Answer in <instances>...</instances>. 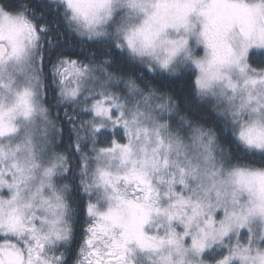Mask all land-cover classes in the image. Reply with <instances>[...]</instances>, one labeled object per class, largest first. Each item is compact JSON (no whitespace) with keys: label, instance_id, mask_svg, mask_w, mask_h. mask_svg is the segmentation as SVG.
<instances>
[{"label":"clouds","instance_id":"obj_1","mask_svg":"<svg viewBox=\"0 0 264 264\" xmlns=\"http://www.w3.org/2000/svg\"><path fill=\"white\" fill-rule=\"evenodd\" d=\"M224 3L0 0L5 264L9 250L21 253L23 264H106L121 230L97 213L111 207L122 221L148 204L145 231L165 239L171 230L182 235L184 223L169 225L154 209L187 222L199 205L183 240L188 251L131 243L123 264H200L205 257L191 250V236L209 211L220 220L225 208L247 220L213 246L207 264L225 256L229 264H264V213L249 214L264 198V143L257 142L264 140V48L249 49L244 73L223 62L245 31H264V15L227 21ZM21 17L35 34L21 27ZM75 45L84 57L68 54ZM141 179L151 184L149 200ZM170 189L191 205L170 208L177 199Z\"/></svg>","mask_w":264,"mask_h":264},{"label":"snow or ice","instance_id":"obj_2","mask_svg":"<svg viewBox=\"0 0 264 264\" xmlns=\"http://www.w3.org/2000/svg\"><path fill=\"white\" fill-rule=\"evenodd\" d=\"M73 0H68L69 6H71ZM221 7L229 9L228 15L226 17L227 21L237 20L241 18L247 19H256L261 15H264V0H260L259 3L249 4L245 2V0H225V3L221 5ZM21 21V27L31 33H36V27L30 24L29 22L23 20V18H19ZM251 48H264V31H253L248 30L243 33V39L241 40L240 46L238 50L229 49L226 55L223 58V62H227L229 64L235 65L239 68L241 73H244L248 67L247 63H242L249 58V49ZM12 55L17 58H21L24 55V52L19 49H14ZM255 55V54H254ZM264 57V54H261ZM251 84L255 85L257 83L256 80L250 79ZM30 110V105H29ZM258 143H264V140H258ZM249 143H253V139H249ZM115 147H121V145H115ZM123 151H127L126 148L122 149ZM182 184L184 180L180 181ZM0 183H4L3 180H0ZM140 183L145 185L144 189H141L145 192V200L151 199L153 195V190L151 188V184L149 181L144 179L140 180ZM170 192L173 196H176L177 199L170 205V208H176L177 206H189L191 205V201L187 200L181 193L176 192L170 189ZM158 195V193H157ZM118 200H122L121 197H117ZM155 203V201H153ZM141 209V213L139 215H133L127 220L118 221L115 215L116 210L113 208H109L106 213H97L102 219L106 221H113L115 227L120 228V240H113L112 249L107 253L110 259L106 262V264H123L126 253L129 251V245L131 243H135L137 246L142 247L146 241L154 242V246H162L165 243L171 246H175L178 254L182 252H187L188 249L183 244L184 238L191 235L190 226L192 220L200 215L201 213L198 211L199 205H193V216L187 218V222H185L184 217L180 216L179 213H173L169 209H154L157 215H165L167 218V222L169 225L173 223V221L179 220L181 223H184L185 231L182 235L176 233L174 230L169 231L167 234V239L165 237L160 236H149L145 231V228L148 224L152 223V212L153 208L151 204L148 205H139ZM255 211H259L264 213V198H262V202L259 205L254 206L252 209H249V214ZM93 207L89 206V213L92 214ZM186 215V213H185ZM247 220L246 215H236L234 212L230 213L227 208L224 210L223 219L217 220L215 215L209 211L207 213L206 219L203 221V226L198 228V234L191 236V250L198 256H203L205 259H202L200 264H207V259L210 257V250L214 245L218 243H222L224 238L228 236L234 229L242 228L245 225ZM101 230H103L104 226H100ZM35 231V228L32 229ZM93 231V229H90ZM91 240L89 243L91 244ZM107 246V245H106ZM247 251V249H244ZM238 247L233 248L231 255H238ZM9 258L11 264H23V256L21 253L12 252L9 250ZM244 258V257H241ZM0 264H5L3 259V251L0 250ZM101 264H105V262H101ZM217 264H229V257L225 256L223 259L217 261Z\"/></svg>","mask_w":264,"mask_h":264},{"label":"trees","instance_id":"obj_3","mask_svg":"<svg viewBox=\"0 0 264 264\" xmlns=\"http://www.w3.org/2000/svg\"><path fill=\"white\" fill-rule=\"evenodd\" d=\"M49 19L52 20L53 18H52V17H49ZM89 47H91V48H96L97 46H96V45H90ZM100 51H101V50L97 49V55H98V56L100 55ZM68 54H70V55H72V56H78V57H84V56L86 55L85 52H83V51H81V50L79 49L78 45H75V46H73L71 49H69V53H68ZM116 64H118V65L121 64V59L119 58L118 55H117V59H116ZM123 67H124L125 69H127L128 65H127L126 63H124V64H123ZM45 71H47V65H45ZM156 82H157V83H162V82L159 81V80H157ZM173 83L175 84L176 82H173ZM175 87H176L177 92H178L179 94L182 95V90H183L182 85H180V84L177 82V84L175 85Z\"/></svg>","mask_w":264,"mask_h":264}]
</instances>
